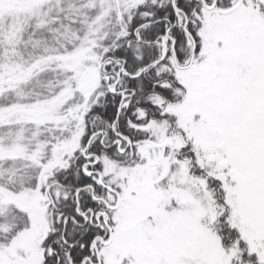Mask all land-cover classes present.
Masks as SVG:
<instances>
[{"label":"snow or ice","instance_id":"1","mask_svg":"<svg viewBox=\"0 0 264 264\" xmlns=\"http://www.w3.org/2000/svg\"><path fill=\"white\" fill-rule=\"evenodd\" d=\"M0 264H264V0H0Z\"/></svg>","mask_w":264,"mask_h":264}]
</instances>
